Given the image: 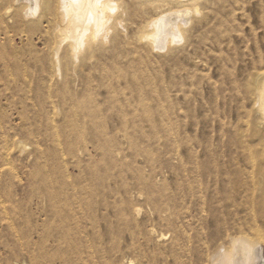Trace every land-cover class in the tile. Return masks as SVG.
I'll return each mask as SVG.
<instances>
[{
    "label": "rangeland",
    "instance_id": "374dc122",
    "mask_svg": "<svg viewBox=\"0 0 264 264\" xmlns=\"http://www.w3.org/2000/svg\"><path fill=\"white\" fill-rule=\"evenodd\" d=\"M212 10L190 47L141 67L163 79L143 92L86 68L57 75L6 44L0 264H209L235 236L263 239L264 264L251 84L264 72V0Z\"/></svg>",
    "mask_w": 264,
    "mask_h": 264
},
{
    "label": "bare ground",
    "instance_id": "6f19581e",
    "mask_svg": "<svg viewBox=\"0 0 264 264\" xmlns=\"http://www.w3.org/2000/svg\"><path fill=\"white\" fill-rule=\"evenodd\" d=\"M217 1L0 0V69L5 68L6 71L12 63L5 56L6 44L17 55L24 47L29 46L28 54L33 56V59L36 58V63H39L41 68H52L57 75L64 68L68 69L72 76H77L78 68H86L87 71L101 73L105 79L114 80L117 84L125 81L127 85L143 92L147 87L155 86L163 80L160 73L151 77L153 75H148L149 72L146 74L144 69L147 71L148 67L162 65L159 59H164L179 48L183 50L190 47L192 34L198 28L207 26L213 11L212 6ZM24 28L26 29L23 30ZM101 35H110V39L106 43L98 42L96 38ZM85 48L84 53L79 54L78 50ZM101 58L109 60V66L99 65ZM137 64H140L138 71L126 72L124 75V69L133 68ZM141 67L144 69L141 70ZM3 82L4 79L0 76V88ZM75 82L76 80H73V84ZM251 84L254 88V107L264 121V72L258 73ZM1 95L3 93L0 89V99ZM138 100H143V96L140 95ZM1 137L3 136L0 133V158L4 157V160L5 153H2L4 151L1 145L4 139ZM259 236L258 234V238ZM162 237L161 234L159 238ZM260 239L228 237L227 245L215 250L209 256L208 262L258 264ZM40 255L42 256V253Z\"/></svg>",
    "mask_w": 264,
    "mask_h": 264
},
{
    "label": "clouds",
    "instance_id": "9594fccd",
    "mask_svg": "<svg viewBox=\"0 0 264 264\" xmlns=\"http://www.w3.org/2000/svg\"><path fill=\"white\" fill-rule=\"evenodd\" d=\"M97 39V41L98 42H107V40L108 39H110V35L109 36H103V35H101L100 37H98V38H96ZM86 50V48L85 49H79L78 51H79V54H83L84 53V51ZM79 57H77V59H78Z\"/></svg>",
    "mask_w": 264,
    "mask_h": 264
}]
</instances>
